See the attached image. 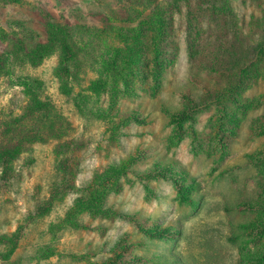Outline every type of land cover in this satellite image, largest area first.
I'll return each mask as SVG.
<instances>
[{"label":"rangeland","instance_id":"rangeland-1","mask_svg":"<svg viewBox=\"0 0 264 264\" xmlns=\"http://www.w3.org/2000/svg\"><path fill=\"white\" fill-rule=\"evenodd\" d=\"M230 7L229 39L252 17H264V0H231ZM134 9V0H0V58L14 46L33 49L46 43L52 25L64 24L86 64L81 87L100 76L113 87L100 98L93 96L88 111L81 113L73 94L65 96L59 90L54 76L57 54L37 68L17 67L11 74H0V145L9 121L21 115L24 102L18 78L26 73L41 81V96L51 106L50 120L55 131L64 134L59 139L49 133L46 141L35 143L30 153L13 162L12 172L6 173L0 165V236L19 230L11 254L10 246L0 245V264H264V259L260 261L264 232L238 227L264 211V176L260 175L264 77L252 81L226 107L212 104L189 112L182 94L197 95L203 89L201 83L191 81L200 60L190 58L186 49L185 29L180 25L183 7L173 24L176 37L172 40L178 48L169 50L172 64L153 69L147 54L122 78L110 79L104 68L122 46L115 32L138 28L139 19H128ZM210 14L203 16L202 26L208 23L211 29L215 22ZM163 106L170 111L163 112ZM100 108H114L132 118L114 135L110 118L96 116ZM230 113H234L231 121ZM65 138L81 142L74 157L78 170L74 189L53 199L61 188L53 148ZM221 141L229 145L224 158L217 151L212 155L201 151L217 150ZM28 156L34 158L31 165L24 162ZM129 157L136 159L118 178V189L110 187L94 199L93 209L76 213L96 173ZM162 164L168 165L170 174L159 173ZM173 178L200 182L192 192L193 206L178 202ZM48 200L53 202L51 210L36 216ZM70 214L75 215L78 228L61 225ZM152 226H168L172 238H150L143 229ZM243 245L251 255L242 250ZM80 255L86 259L75 258Z\"/></svg>","mask_w":264,"mask_h":264},{"label":"trees","instance_id":"trees-1","mask_svg":"<svg viewBox=\"0 0 264 264\" xmlns=\"http://www.w3.org/2000/svg\"><path fill=\"white\" fill-rule=\"evenodd\" d=\"M230 2L231 0H134L135 9L131 11L128 19L130 21L139 19L138 28L116 30L115 38L122 46L116 49L112 61L105 66L104 75L119 80L125 72L132 71L142 63L143 55L147 54L151 55L153 69L160 67L163 69L166 65L172 64L174 58L171 57L169 50L171 47L178 48L177 43L172 40L176 37V28L173 27L175 14L182 13L185 7V15L181 17L180 25L185 29L186 49L190 58L200 60V68L193 74L191 81L201 83L203 90L197 95L183 93L181 96L183 104L189 112H200L212 104L226 107L230 99H237L252 81L264 77V17H252L246 28H239L234 34L235 38L229 39L227 34L232 31V25L226 17L232 15ZM208 12H211L210 16L215 22L211 29L208 23L202 26L203 16ZM202 31L203 37L200 38ZM54 54L58 56L54 76L59 82V90L65 96L73 94L74 105L81 113L88 111L93 96L100 98L108 90L113 89L111 82L103 76L90 81L85 88L81 87V75L86 64L64 24L54 23L50 28L49 40L33 49H27L23 45L14 46L9 55L0 58V74H11L17 67L37 68ZM18 84L24 102L21 115L15 122L9 121L7 137L0 145V165L5 167L6 173L12 172L13 162L23 153H30L35 143L46 141L49 133L59 139L64 135L61 130L55 131L50 120L51 106L41 96V81L31 73H26L19 75ZM76 87L79 88L77 92L74 91ZM162 111L169 112L170 108L163 106ZM95 113L96 116L99 114L103 118H110L109 121L112 123L110 129L114 135H118L123 123H128L132 118L128 113H122L114 108L108 110L100 108ZM233 115L234 113H230L229 121ZM116 116L118 120L114 119ZM134 119L140 121L138 117ZM261 134H264V127ZM80 146L81 142L75 138H65L54 145L53 152L58 160L56 169L61 174V188L59 192L53 194V199H60L74 189V179L78 170L74 157ZM228 149L227 142L221 141L217 150L207 148L201 151L208 155L217 151L220 158H224ZM135 159L129 157L112 162L102 172L96 173L92 184L87 187L77 204L76 213L93 209L94 199L99 195L104 196L110 187L117 190L118 178ZM24 162L31 165L34 158L28 156ZM162 165L165 167L159 173L170 174L168 165ZM260 175L264 176V168L260 170ZM173 179L178 202L193 206L196 201L192 197V192L200 188V182L195 179L190 182ZM52 204V200H48L45 206L38 207L35 215H46ZM61 225L73 228L80 226L74 214L65 216ZM238 227L243 230L259 229L264 232V211L257 213L255 221L240 223ZM18 231L0 236V245L10 246L8 255L16 248ZM143 232L153 239L172 238L168 226H152L143 229ZM242 250L251 255L246 245L242 246ZM75 258L85 260L86 256L80 255ZM262 259L264 250L260 255V261H263Z\"/></svg>","mask_w":264,"mask_h":264}]
</instances>
